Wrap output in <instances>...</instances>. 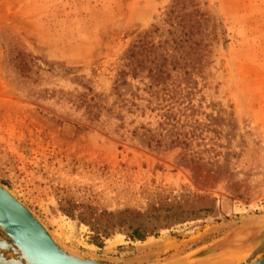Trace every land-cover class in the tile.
Listing matches in <instances>:
<instances>
[{"label": "rangeland", "instance_id": "rangeland-1", "mask_svg": "<svg viewBox=\"0 0 264 264\" xmlns=\"http://www.w3.org/2000/svg\"><path fill=\"white\" fill-rule=\"evenodd\" d=\"M194 1L197 61L168 79L192 137L155 146L147 80L114 86L173 0H0V184L75 255L236 264L264 238V0Z\"/></svg>", "mask_w": 264, "mask_h": 264}, {"label": "trees", "instance_id": "trees-1", "mask_svg": "<svg viewBox=\"0 0 264 264\" xmlns=\"http://www.w3.org/2000/svg\"><path fill=\"white\" fill-rule=\"evenodd\" d=\"M203 20V13L196 8L194 0H173L164 19L170 27L167 30L168 36L155 42L159 28L154 27L139 34L125 52L126 61L115 80L114 89L120 85L130 84L128 77L132 80L137 78L147 80L143 82V88L136 87V92L132 93L133 97L141 99L142 96L137 91L146 92L148 103L155 99V106L151 110H158L159 121L156 127L143 129L142 135L147 138V145L154 143L155 146H188L190 143L189 139L192 136L188 138V132L184 131L183 123L179 122V117L173 111L172 99L175 96V89L168 84V79L173 70L197 61L194 54L201 38L197 39L194 36L199 32ZM122 212L124 211L102 213L112 217ZM135 214L138 218L146 216ZM107 225L110 226L101 230L106 236L115 227L122 226L121 223L115 222ZM152 230H142V223H139L133 228L132 233L136 235L135 237H142L144 233ZM141 231L144 233H140Z\"/></svg>", "mask_w": 264, "mask_h": 264}, {"label": "water", "instance_id": "water-1", "mask_svg": "<svg viewBox=\"0 0 264 264\" xmlns=\"http://www.w3.org/2000/svg\"><path fill=\"white\" fill-rule=\"evenodd\" d=\"M0 230L5 235L0 238V264H131L99 261L62 248L30 209L1 184ZM236 264H264V238Z\"/></svg>", "mask_w": 264, "mask_h": 264}]
</instances>
